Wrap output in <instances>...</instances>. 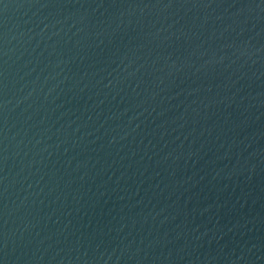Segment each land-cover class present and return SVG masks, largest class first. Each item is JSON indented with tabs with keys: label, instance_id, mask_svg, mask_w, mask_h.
Listing matches in <instances>:
<instances>
[{
	"label": "water",
	"instance_id": "water-1",
	"mask_svg": "<svg viewBox=\"0 0 264 264\" xmlns=\"http://www.w3.org/2000/svg\"><path fill=\"white\" fill-rule=\"evenodd\" d=\"M0 264H264V0H0Z\"/></svg>",
	"mask_w": 264,
	"mask_h": 264
}]
</instances>
